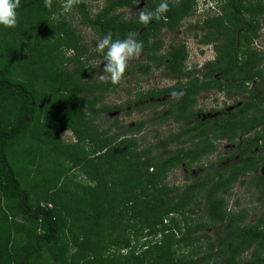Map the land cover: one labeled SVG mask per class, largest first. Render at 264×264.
Returning <instances> with one entry per match:
<instances>
[{
	"label": "trees",
	"instance_id": "trees-1",
	"mask_svg": "<svg viewBox=\"0 0 264 264\" xmlns=\"http://www.w3.org/2000/svg\"><path fill=\"white\" fill-rule=\"evenodd\" d=\"M64 2L53 1L49 10L44 1H21L17 26L0 27V264H33L45 253L53 258L52 264H145V254L150 253L153 262L147 264H264V172H257L258 167L264 169V53L252 46L261 27L257 15L264 13V5L223 0L216 5V13L202 19L198 42L212 46L216 61L205 64L197 84L195 79L184 84L176 80L182 91L166 104V115L157 114L149 121L173 120L179 124L178 131L161 140L155 136L153 143L140 146L134 134L150 124L147 120L122 131L116 117L99 121L101 115L123 106L101 103V96L115 86L110 81L88 82V72L103 68L97 43L108 33L113 40L134 33L143 42L146 60H156L158 68L164 66V75L188 78L190 73L180 68L183 45L170 47L158 58L152 53L160 46L153 36L188 16L192 1H166L169 11L144 25L138 15L125 20L122 14H114L137 0L104 1L93 16L80 0L73 8L98 40L90 46L75 38L64 15L58 22L52 19ZM160 2L143 1L141 9L154 11ZM38 31L45 36L37 37ZM20 35L32 45L24 39L18 42L15 37ZM46 35L72 50L73 55L66 58L72 61L70 70L62 68L58 53H53L57 47L51 48ZM136 66L128 70L133 73ZM137 67L141 74L149 71L147 64ZM207 88L231 98L240 93L241 99L217 117L193 119L188 109L194 100L190 94ZM174 90L165 87L157 95ZM152 96L156 95L144 91L125 105L144 110V105H132ZM157 107L155 102L149 104L151 111ZM102 124L115 131L105 132ZM64 131L72 133L74 143L62 142L59 135ZM211 136L225 137L231 151L208 163H192L205 150H196L197 143ZM21 138L26 143L21 145ZM172 143L192 147L177 151L170 149ZM58 156L65 162L56 163ZM72 163L85 169L93 186H80L81 191L72 187L67 169ZM180 164L187 169L197 166L199 173L184 185H168L167 172ZM231 180L251 191L263 208L255 222L245 223L241 214L227 210ZM118 206L131 209L140 230H160V240L139 255H104V219ZM180 222L184 246L203 248L200 257L192 258L194 251H187L173 258L166 225ZM108 242L117 243L114 238ZM127 246L124 243L123 248ZM245 252L248 256L242 257Z\"/></svg>",
	"mask_w": 264,
	"mask_h": 264
},
{
	"label": "rangeland",
	"instance_id": "rangeland-1",
	"mask_svg": "<svg viewBox=\"0 0 264 264\" xmlns=\"http://www.w3.org/2000/svg\"><path fill=\"white\" fill-rule=\"evenodd\" d=\"M28 1V0H21ZM44 1V0H40ZM58 1V0H53ZM87 5V13L89 16H93L96 12H98L104 6V1L108 0H83ZM135 4L120 8L114 12V14H122L123 19L128 20L130 18L136 17L138 15L139 10L142 8L143 1L148 0H137ZM150 1H161V0H150ZM166 1H180V0H166ZM184 1H192L191 13L188 16H185L179 19L176 24L173 25L172 28H161L160 31L153 36V41H159V48L152 53L155 58H158L160 55L165 53L170 47L183 45L184 46V57L180 62V68L182 72L188 71V78H180L173 74L164 75L163 71L166 69L164 66H156V60H146V53H141L140 57L137 59H133L129 62L128 68H132L134 65H148L149 71L146 74H141L138 72V67L136 66L133 73L130 70H126L124 78L118 84L112 87V89L103 94L101 97V103L105 105H114L118 103H122L123 109L119 111H115L106 115H101L99 121L105 122V119L116 117L117 126L120 127L119 131H122L124 128H130L135 125L136 121L147 120L150 123V120L156 118L157 114L166 115L165 107L166 104L170 101L171 98L175 97L179 92L182 91V87L180 88L175 81L178 80L180 83L184 84L188 80L195 79V83L197 84L200 81V73L205 70V63L207 61H213L214 59V51L210 45H202L198 42L200 32L199 27L202 25L201 21L205 16L213 15L217 11V6L221 4L223 0H184ZM241 1V0H240ZM249 1L252 5H264V0H242ZM215 3V4H214ZM217 5V6H216ZM59 8H62L63 4H60ZM214 7V8H211ZM260 15V16H259ZM259 20H261L260 29L256 30V38L252 43V46L261 50L264 53V13H260ZM65 21L71 25L72 31L75 34V38L85 43V45L90 46L91 41L97 40V36L94 31L89 29L88 27L81 24L80 16L74 8H72L69 12L64 14ZM196 35V36H195ZM45 34L43 31L37 33V37H43ZM15 39L19 42L21 39L24 41H28L30 44L31 40H28L26 36L20 35V37H15ZM98 41V40H97ZM46 42L49 45H53L51 48L56 49L55 53H58V59L62 65V68L65 70H70L72 68V61H68L67 59L73 55L71 49H66L62 45H56V40L53 36L46 35ZM32 45V44H31ZM36 46V43H33ZM38 45V44H37ZM67 58V59H66ZM264 66V65H263ZM88 72V71H87ZM103 74L101 71L96 72H88V82L92 84H96L97 82H103L100 80V75ZM106 75V74H105ZM194 77V78H192ZM85 81V79H84ZM165 87H175L174 92L170 94H159L161 89ZM198 87V86H197ZM196 87V88H197ZM195 86H193V89ZM96 87H94L92 92L94 95H97ZM200 89V88H199ZM144 91H150L152 96L146 99H143L139 103H135L134 105H144L146 108L144 110H138L137 108L131 109V106H126L125 103L129 99H135L139 97L140 93ZM192 95L193 99L190 103L188 109L193 112V119H204V118H212L217 117L223 112L227 111L230 108H233L234 102L239 101L241 99V94L238 93L233 98L225 97L221 93H217L215 90L211 88L201 89L195 94ZM190 96L188 99H190ZM155 102L158 104V107L153 111L149 109V104ZM213 109V111H211ZM89 116V113H87ZM153 122V121H152ZM97 124V123H96ZM100 124V123H98ZM33 128V127H32ZM31 128V133H32ZM103 130L105 132L106 129L109 130V134L113 133L115 130L107 127L106 124H102ZM179 129V124L173 120H166L159 123H150L146 128H143L138 133L134 134L137 144L140 146H147V144H151L154 142V137H159V139H163L167 135H172ZM108 132V131H107ZM250 133H246L244 136L249 135ZM60 137L66 143L70 141H75L72 133L67 131L60 134ZM142 138V142L140 143L139 139ZM26 138H21L19 143L22 145L26 143ZM264 141V136H263ZM170 149L172 150H180L182 151L191 148L192 145L189 143L182 145H177L175 143L170 144ZM200 148H204L205 150L201 151L198 155V159L193 161L192 163H208L209 161H214V159H218L223 155H227L229 151H231L232 144L225 137H209L197 143L196 150ZM75 150L79 151L78 148L75 147ZM88 149L84 150V153ZM11 157V156H10ZM59 157V156H58ZM188 158L191 156H187ZM12 159L10 162H13ZM65 160L59 157L56 163H64ZM187 163V162H181ZM68 180H71L72 187L77 191L80 190V186L86 185H94V181L91 182L88 180V176L86 175L85 169L84 171L79 168V166H75L74 164H68ZM264 172V169L259 168L257 172ZM199 173V169L197 166H193L189 169L185 168L183 164H180L178 167L172 168L167 172L166 183L168 185H184L188 183L190 179ZM245 177V176H244ZM243 176L240 177L244 178ZM79 186V187H78ZM229 195L225 198L227 210L230 209L232 212H237L243 216V222L245 223H253L255 222L259 216L263 213V208L256 204L254 200V195L251 191L247 190L244 186L241 187L237 184L236 180L230 181L229 186ZM136 213V211H135ZM241 216V217H242ZM17 221H20V217L16 218ZM104 228H103V236L104 238V247L103 250L104 255H110L111 257L120 255H128L129 252H134V255H139L141 251H145L147 247H151L154 243L158 242L161 237V233L159 231L154 230H140L139 223L137 222L136 217L132 216L131 209L126 211V207L118 206L114 211H112L106 219H104ZM167 222V219L164 221ZM168 224V223H167ZM170 233L169 235V243L171 245V250L173 251V258H181V253L186 254L187 251H194L192 254V258L200 257V254L204 251V249L196 250V248L186 247L184 246V242L182 241L181 236L185 235L184 228L182 222L176 223L175 225L169 223L166 225ZM210 229L206 230V233L210 234ZM167 235V234H166ZM194 236V234L192 235ZM109 237V238H108ZM115 239L117 243L110 245L108 240ZM108 242V243H107ZM124 243H127V248H123ZM152 245V246H151ZM153 251V250H152ZM249 252H245L242 257H247ZM152 254H145L144 263L153 262ZM53 258L48 257L46 253L43 254L40 259L34 261L33 264H52ZM210 264V263H209Z\"/></svg>",
	"mask_w": 264,
	"mask_h": 264
},
{
	"label": "clouds",
	"instance_id": "clouds-1",
	"mask_svg": "<svg viewBox=\"0 0 264 264\" xmlns=\"http://www.w3.org/2000/svg\"><path fill=\"white\" fill-rule=\"evenodd\" d=\"M21 0H0V27L5 29L15 28L18 24L17 9L20 7ZM53 0H44L45 8L51 10ZM80 0H65L62 11L54 13L53 20L57 22L60 17L69 12ZM169 11L166 0H161L154 11L140 9L138 20L147 25L154 18L160 19ZM143 50V42L135 39L134 33H129L124 39L113 40L112 34L105 35L96 46V51L104 57L101 81H110L113 85H118L124 78L129 62L140 57ZM106 74V75H105Z\"/></svg>",
	"mask_w": 264,
	"mask_h": 264
},
{
	"label": "flooded vegetation",
	"instance_id": "flooded-vegetation-1",
	"mask_svg": "<svg viewBox=\"0 0 264 264\" xmlns=\"http://www.w3.org/2000/svg\"><path fill=\"white\" fill-rule=\"evenodd\" d=\"M210 46H211V45H210ZM211 47H212V46H211ZM213 61H214V62L216 61L215 54H214V59H213ZM207 62H208V61H207ZM207 62H206V63H207ZM206 63H205V64H206ZM203 71H204V70H203ZM203 71H202V72H203ZM202 72H201V73H202ZM201 73H200V74H201ZM208 89H209V88H208ZM211 89L215 90L217 93H221L222 95H224V93H223L222 91H218V90H216V89H214V88H211ZM230 109H231V108H230ZM228 110H229V109H228Z\"/></svg>",
	"mask_w": 264,
	"mask_h": 264
},
{
	"label": "crops",
	"instance_id": "crops-1",
	"mask_svg": "<svg viewBox=\"0 0 264 264\" xmlns=\"http://www.w3.org/2000/svg\"><path fill=\"white\" fill-rule=\"evenodd\" d=\"M64 132H67V131H64ZM69 132H70V131H69ZM62 133H63V132H62ZM59 136H60V135H59ZM60 138H61V137H60ZM61 140H62V138H61ZM62 142L65 143V144H70V143H74L75 141L73 140V141H70L69 143H66L65 141L62 140Z\"/></svg>",
	"mask_w": 264,
	"mask_h": 264
},
{
	"label": "built area",
	"instance_id": "built-area-1",
	"mask_svg": "<svg viewBox=\"0 0 264 264\" xmlns=\"http://www.w3.org/2000/svg\"><path fill=\"white\" fill-rule=\"evenodd\" d=\"M49 206V205H48Z\"/></svg>",
	"mask_w": 264,
	"mask_h": 264
}]
</instances>
